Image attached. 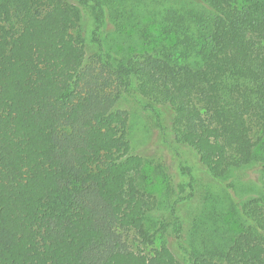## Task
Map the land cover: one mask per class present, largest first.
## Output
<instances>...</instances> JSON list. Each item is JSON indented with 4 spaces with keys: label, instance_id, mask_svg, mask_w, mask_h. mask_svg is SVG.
Wrapping results in <instances>:
<instances>
[{
    "label": "trees",
    "instance_id": "trees-1",
    "mask_svg": "<svg viewBox=\"0 0 264 264\" xmlns=\"http://www.w3.org/2000/svg\"><path fill=\"white\" fill-rule=\"evenodd\" d=\"M132 91L223 187L190 226L155 227ZM0 264H264V0H0Z\"/></svg>",
    "mask_w": 264,
    "mask_h": 264
},
{
    "label": "rangeland",
    "instance_id": "rangeland-1",
    "mask_svg": "<svg viewBox=\"0 0 264 264\" xmlns=\"http://www.w3.org/2000/svg\"><path fill=\"white\" fill-rule=\"evenodd\" d=\"M71 2L75 3V0ZM93 29V20L89 17L81 30L88 57L95 51ZM120 107L129 113L132 152L146 160L145 187L161 203V210L153 215L155 227L160 229L159 221L164 218L167 219L166 223L176 224V215L181 225L190 226L200 213L205 197L209 193L217 196L223 187L209 177L193 152L177 144L171 132L170 116L164 108L153 106L134 91L123 95ZM235 183L236 192L232 194L237 199L258 197L262 190L258 168L241 171ZM165 236L175 255L184 262V251L176 240L175 230L168 228ZM186 238L182 237L181 242Z\"/></svg>",
    "mask_w": 264,
    "mask_h": 264
}]
</instances>
